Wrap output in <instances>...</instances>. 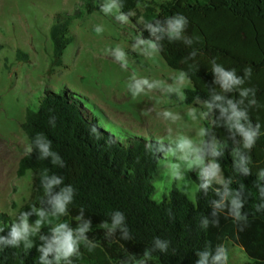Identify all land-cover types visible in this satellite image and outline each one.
Returning <instances> with one entry per match:
<instances>
[{
  "label": "trees",
  "instance_id": "trees-1",
  "mask_svg": "<svg viewBox=\"0 0 264 264\" xmlns=\"http://www.w3.org/2000/svg\"><path fill=\"white\" fill-rule=\"evenodd\" d=\"M122 3L121 10L132 13L129 19L139 36L149 37V32L144 30L146 22L180 13L189 20L184 34L201 37L200 42L194 41L191 45L183 41L169 42L165 37L163 51L159 53L169 68L187 74L191 87L184 90L182 104L185 106L213 102L218 94L226 99H240L238 91L224 93L219 84L213 83L212 58H217V63L225 68H235L240 76L250 66L252 76L244 86L257 89L260 107H248L247 100L240 107L247 108L254 126L256 122L261 124V135L252 150L244 149L242 137L229 129L227 116H221L220 109L214 106L204 129L201 156L205 161L215 160L220 164L222 182L209 181L201 178L200 173L192 172L191 180L197 187L194 201L177 188L162 200H156L158 189L153 183L154 175L166 160L164 155L169 145L136 137L116 126L108 127L86 107L87 101L82 96L67 89L59 93L47 91L46 97L26 109L22 129L30 143L38 133L44 134L66 166H54L50 158L38 159L35 149L20 160L18 177L28 172L33 174L31 198L18 209L15 217L0 212L3 229L0 237L10 240L13 224L20 222L19 214L32 212L33 207L49 213V223L37 235L29 236L33 246L28 250L24 249V241L18 247L0 243V264H42L39 258L43 253L38 249L46 246V240L40 236L51 239V228L56 223L65 222L75 229L85 221H90L85 236L97 247L89 250L81 244L79 258L71 257L59 264H142L144 260L147 264H197L201 258L198 252L207 250L214 254L217 244H223L228 250L239 248L247 258L246 264H264V209L256 212L254 207L264 203L258 193L264 189V179L259 175L264 169V0H122ZM82 4L85 10L77 6L73 13L61 12L54 16L50 29L53 66H63L64 53L72 43L73 23L100 10L94 0H83ZM193 50L197 55L191 58L189 53ZM17 59L29 62L28 55L21 50L17 52ZM50 116L56 118L55 127L48 122ZM214 148L221 154L213 155ZM234 149H238V154L233 155ZM245 167L247 175L243 171ZM45 170L49 175L63 178V184L54 188L53 196L67 185L75 189L68 215H50L49 197L44 195L40 180ZM199 184H207V188L199 190ZM241 184L245 186L243 190ZM225 186L230 194L238 192L245 200L241 211L248 213V224L242 229L229 216L228 200H224L223 207H216L222 200L217 189L223 193ZM81 209L83 216L77 221ZM116 211L124 213L123 225L130 239L123 238L120 228L108 235V230L101 226L105 222L111 224ZM214 211L215 218L219 219L218 227L211 224ZM37 218L35 213L30 215L29 224H34ZM204 218L210 221L207 229L200 227ZM155 237L169 242L168 251L161 253L157 249L146 257L145 251L155 248ZM46 259L56 264L54 253ZM207 264H211V256Z\"/></svg>",
  "mask_w": 264,
  "mask_h": 264
},
{
  "label": "rangeland",
  "instance_id": "rangeland-1",
  "mask_svg": "<svg viewBox=\"0 0 264 264\" xmlns=\"http://www.w3.org/2000/svg\"><path fill=\"white\" fill-rule=\"evenodd\" d=\"M82 2L0 0V212L15 217L18 209L31 198L33 174L28 172L21 178L17 175L19 162L27 155L30 144L22 129L26 109L46 97L47 91L59 93L65 89L82 96L87 101L86 107L108 127L116 126L136 137L168 144L166 160L154 175L153 183L158 189L154 198L162 200L177 188L194 201L197 187L191 173H200L201 168L188 167L195 154L179 150L176 139L180 135L192 139L201 156L204 134L198 133L210 122V111L205 103L183 105L184 98L176 92L168 93L163 87L133 98L128 90L133 75L175 86L174 78L180 72L169 68L160 54L146 58L133 51L132 44L139 36L136 26L130 19L127 24H121L114 15H105L101 10L73 23L72 43L64 53L63 66H53L50 29L54 16L61 12L73 13L77 6L85 10ZM94 2L100 7L107 0ZM97 26L103 31L97 33ZM117 46L127 53L126 70L108 51ZM18 50L28 55V63L17 59ZM190 87L189 82L182 86V92ZM192 108L196 109L194 117L188 114ZM165 110L172 111L179 119L175 122L166 119L162 114ZM204 163L210 162L204 160ZM172 165H179L183 181L171 177ZM205 177L221 183V169L218 178ZM228 254L229 264L247 262L239 248H230Z\"/></svg>",
  "mask_w": 264,
  "mask_h": 264
},
{
  "label": "clouds",
  "instance_id": "clouds-1",
  "mask_svg": "<svg viewBox=\"0 0 264 264\" xmlns=\"http://www.w3.org/2000/svg\"><path fill=\"white\" fill-rule=\"evenodd\" d=\"M123 8L122 0H107V2L100 5V10L105 15H114L116 21L121 24H127L129 22V17L132 13H125L121 9ZM189 26V20L186 16L180 13L168 16L163 20H155L153 22H146L144 24V30L149 32V37L145 38L143 35L137 36L132 44V50L138 52L139 54L145 56L146 58H151L156 56L161 51H163V39L167 37L169 42L173 41H183L186 45H191L194 41L200 42L201 37L196 35L193 37L186 36L185 30ZM97 33L103 31V28L97 26L95 28ZM114 60L118 62L122 69H127L128 67V58L127 53L119 46L114 49H109ZM197 55L196 50H193L189 53V57L194 58ZM211 72L213 73L214 80L213 83L219 84L221 91L224 93L227 92H239V100L226 99L223 95H215L213 97V102H205L206 108L211 111L215 106L220 109L221 116H227L228 127L230 130L234 129L242 137V146L244 149L252 150L257 140L261 135V124L259 122L253 125L252 119L249 116L247 108H241L240 105H243L245 100L248 101V107L256 106L260 107L257 99V89L255 87H245L246 82L250 81L252 76V68L245 67L243 69V76L237 75V70L235 68H225L222 64L217 63V58L211 59ZM177 82L175 86L165 85L163 81L160 80H151L147 77H136L133 75L130 78L128 84V90L131 93L133 98L150 92L153 89L157 88H166L168 93L176 92L177 95L183 99L184 93L182 92V86L189 83L187 74L181 71L175 78ZM220 101L222 103H215ZM226 104V106H225ZM196 109H189L188 114L194 117ZM163 116L168 119L170 118L172 122H175L179 119V116L174 114L170 110L163 111ZM203 116H207L208 113H203ZM49 124L55 127L56 118L54 116L49 117ZM93 132L96 131L95 128L92 129ZM200 136H203L204 129L201 128L198 133ZM194 141L185 135H180L176 139V146L179 150L183 152H191L195 154L194 159L190 160L188 167L198 166L201 168L200 177L204 178L205 176L209 178H218L220 173V164L215 160H212L210 163L205 165L204 158L200 156L199 150L194 148ZM38 151V159L46 160L50 158V162L59 168H64L66 166L65 161L62 157L52 149V141L47 139L44 134L38 133L31 141V143L26 148V153L31 155L34 151ZM173 151L174 150H170ZM221 153L217 152L214 148L213 155H220ZM238 154V149L233 150V155ZM186 158V157H185ZM243 159V158H242ZM249 160L251 157L248 158ZM179 165H172L170 168L171 177L174 180L183 181V176L178 172ZM244 173L248 174V169L243 168ZM260 178L264 179V169L260 171ZM41 185L44 191V195L49 197L48 203L51 205L52 217H59L68 215V206L74 200L75 189L71 185L62 187L60 191L52 195L55 187L63 184V178L55 174H48V171L45 170L41 177ZM222 182V181H221ZM244 185H240V189H244ZM207 184H199L200 189H206ZM260 201H264V189L259 192ZM217 194L222 196V200L216 203L217 208L224 206V200H228L230 204L229 216L231 219L239 226L241 229L248 224V213L242 212L241 209L244 207L245 200H242L239 196V193L234 195L230 194L229 190L225 186L223 193L217 189ZM255 211L260 212L261 209H264V203H257L255 206ZM35 213L38 217L34 224H29V216ZM214 219L211 221V224L214 227L219 226V219L215 218L217 213L214 211L212 213ZM83 209H81V215L76 217V220L79 221L82 219ZM49 213L44 209L32 208V212L22 211L19 214V223H14L11 230V239L5 240L3 237H0V243H5L12 245L13 247H18L20 241H24V249H30L33 244L28 239L30 235L35 236L40 232V229L45 224L49 223ZM125 220V215L121 211H116L112 216V223L108 224L107 222L103 223L101 226L108 230V235H111L116 231L117 228H120L123 233L124 239H130L128 234V229L124 227L123 221ZM210 221L207 218L202 219L200 227L207 229ZM90 221L83 222L82 226H78L75 229L69 227L68 223L59 222L56 223L52 228L51 239H48L45 236H40V239L46 240V246L38 249L43 255L39 258L42 264H52V261L47 260L46 257L50 253H54V260L56 264H59L61 260L69 261L71 257L79 258L82 254L79 251L80 245L84 244L89 250L96 248V243H93L88 240L85 236V233L89 230ZM3 229L0 228V231ZM155 248L148 249L145 251V256H150L152 252L157 249L161 253H166L168 251L169 242L162 241L159 237H155ZM198 255L201 257L197 264H207L209 256H211V264H229V254L228 249L223 244H217L215 248V253L212 254L210 251L198 252ZM142 264H147V260H144Z\"/></svg>",
  "mask_w": 264,
  "mask_h": 264
}]
</instances>
